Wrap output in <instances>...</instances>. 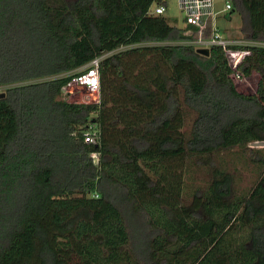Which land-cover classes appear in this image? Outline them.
<instances>
[{
	"label": "trees",
	"instance_id": "1",
	"mask_svg": "<svg viewBox=\"0 0 264 264\" xmlns=\"http://www.w3.org/2000/svg\"><path fill=\"white\" fill-rule=\"evenodd\" d=\"M154 3L0 0V264H264V47L229 46L259 75L244 94ZM229 4L264 42V0ZM101 54L99 103L67 101ZM233 147L262 172L249 192L212 169L184 204L191 158Z\"/></svg>",
	"mask_w": 264,
	"mask_h": 264
},
{
	"label": "rangeland",
	"instance_id": "2",
	"mask_svg": "<svg viewBox=\"0 0 264 264\" xmlns=\"http://www.w3.org/2000/svg\"><path fill=\"white\" fill-rule=\"evenodd\" d=\"M164 1L165 4L163 5L165 10L162 13V16H164L171 25L184 27V13L179 9L177 0ZM227 1L229 2V0H213L214 10L218 11L223 9ZM155 5L156 3L152 5V9ZM215 20L216 26L223 37L239 38L241 36V17L237 10L231 8L222 11L216 16ZM241 58V54L236 55L233 58L234 63L236 64L235 69L233 68V73H240V79L243 78V75L237 69V65L240 63ZM232 66H234L233 63ZM257 78V74L252 73L250 76L244 77L242 80H235L234 83L238 91L244 94H252L256 90ZM70 89L72 93L65 96L67 101H85L80 91L73 86ZM1 92H3V87H0V93ZM205 157L206 156L204 155L203 158ZM196 158V156L192 157L189 166H186L184 169L182 202L186 205L191 201L195 190L199 189L200 191H205L208 187L212 169L228 171L233 176L234 192L239 196L247 194L262 173L260 168L257 165L252 164L243 151L237 147L213 152L209 155V160L204 163L201 161L196 163ZM209 161H211L212 166Z\"/></svg>",
	"mask_w": 264,
	"mask_h": 264
},
{
	"label": "built area",
	"instance_id": "3",
	"mask_svg": "<svg viewBox=\"0 0 264 264\" xmlns=\"http://www.w3.org/2000/svg\"><path fill=\"white\" fill-rule=\"evenodd\" d=\"M179 9L184 13L183 24L185 28L184 34L189 37L184 41L186 44L194 45L198 48H207L213 45L221 46L223 48L225 57L232 70L229 77L235 82L240 79V73H233L236 67L234 63V56L242 55V58L250 54L249 50L233 49L229 47L233 44H249L253 46L264 47L263 41H245L243 39H229L222 36L220 30L216 26V16L222 12L230 9L229 2H226L223 9L215 11L213 0H177ZM165 10L163 5H156L152 10V14H162ZM106 54H101L92 58L82 68L84 72L74 76L65 86L63 91L65 95L72 93V86L80 91L87 103H99L100 101V80H99V61ZM241 58V59H242ZM239 60V59H238ZM236 62V61H235ZM232 63L234 66H232ZM234 68V69H233ZM242 74V73H241ZM243 75V74H242ZM248 77V76H244ZM240 79V80H242ZM257 83V82H256ZM235 84V83H234ZM97 140L96 132L87 133L84 136V141L87 143H95ZM251 146V144H250ZM95 157V154L92 153Z\"/></svg>",
	"mask_w": 264,
	"mask_h": 264
},
{
	"label": "water",
	"instance_id": "4",
	"mask_svg": "<svg viewBox=\"0 0 264 264\" xmlns=\"http://www.w3.org/2000/svg\"><path fill=\"white\" fill-rule=\"evenodd\" d=\"M198 52L202 53V54H207L208 53V49L207 48H198L197 49ZM4 93L1 92L0 93V97H3ZM252 147H259V146H264V141H254L251 143Z\"/></svg>",
	"mask_w": 264,
	"mask_h": 264
},
{
	"label": "crops",
	"instance_id": "5",
	"mask_svg": "<svg viewBox=\"0 0 264 264\" xmlns=\"http://www.w3.org/2000/svg\"><path fill=\"white\" fill-rule=\"evenodd\" d=\"M229 39H240V38H229ZM253 73H256V72H253ZM257 74V76H258V78L256 79V82L258 81V79H259V75H258V73H256Z\"/></svg>",
	"mask_w": 264,
	"mask_h": 264
}]
</instances>
